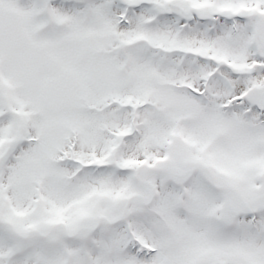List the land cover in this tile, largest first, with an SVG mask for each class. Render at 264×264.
I'll return each instance as SVG.
<instances>
[{
    "label": "snow or ice",
    "instance_id": "obj_1",
    "mask_svg": "<svg viewBox=\"0 0 264 264\" xmlns=\"http://www.w3.org/2000/svg\"><path fill=\"white\" fill-rule=\"evenodd\" d=\"M0 264H264V0H0Z\"/></svg>",
    "mask_w": 264,
    "mask_h": 264
}]
</instances>
